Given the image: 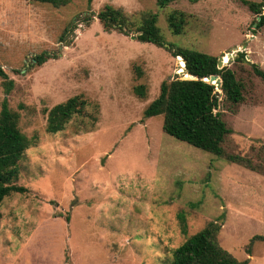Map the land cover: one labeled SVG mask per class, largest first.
Instances as JSON below:
<instances>
[{
	"label": "rangeland",
	"instance_id": "374dc122",
	"mask_svg": "<svg viewBox=\"0 0 264 264\" xmlns=\"http://www.w3.org/2000/svg\"><path fill=\"white\" fill-rule=\"evenodd\" d=\"M106 4L135 19L157 13L165 40L176 45L225 61L228 53H247V61L226 63L245 85L244 101L234 112L222 100L220 110L233 129L226 151L258 169L169 135L163 114L144 118L164 80L193 77L179 72L165 47L105 31L97 14ZM172 10L187 14L181 34L168 26ZM258 19L243 0H177L163 8L157 0H71L61 7L0 0V64L15 81L8 94L0 78V111L6 97L33 139L16 181L26 191L0 205V264H161L211 221L221 223L224 248L249 257L247 245L264 236V80L252 67L264 69ZM43 51L58 57L37 64ZM141 83L146 99L134 93ZM77 94L92 102L96 125L74 118L47 132V109ZM251 249L249 264H264V239Z\"/></svg>",
	"mask_w": 264,
	"mask_h": 264
},
{
	"label": "trees",
	"instance_id": "16d2710c",
	"mask_svg": "<svg viewBox=\"0 0 264 264\" xmlns=\"http://www.w3.org/2000/svg\"><path fill=\"white\" fill-rule=\"evenodd\" d=\"M30 1L61 7L71 0ZM176 1L157 0V5L163 8ZM243 2L260 17L257 20V27H264V0L259 2L243 0ZM97 16L105 31L117 30L125 35L136 34L137 39L142 42L165 47L179 60V72L186 77H195L177 76L164 80L158 96L144 109V118L163 114L162 127L169 135L228 161L243 163L253 170L258 169L250 159L228 153L225 147L226 139L233 129L223 117L224 112L220 110V102L225 100L230 104L229 108L235 112V107L244 101L245 85L234 69L226 64L219 68L216 55L166 41L158 25V14L155 12L142 13L140 18L135 19L127 15L122 8L106 4ZM85 18L90 24L92 16L88 15ZM167 22L173 33L181 34L187 24V14L182 10H172L167 15ZM68 27L61 34V41L66 40ZM55 57H58L56 53L43 51L36 55L34 60L37 64H42L49 58ZM246 59H249L247 53L239 51L235 60L247 61ZM252 67L255 74L264 80V69L258 63H252ZM135 70L138 76H142V68L136 67ZM213 74H218L222 78L219 94L216 92V85L205 80L207 76ZM0 78L3 80L6 93L9 94L14 88L15 81L9 77L1 64ZM134 93L141 99H146L147 86L142 83L137 84L134 86ZM8 103L5 97L0 111V205L12 193L26 191V188L18 185L16 181L20 177V160L33 143V139L20 127V112L9 108ZM91 104L92 102L83 94H77L47 109V132L57 133L63 130L74 118L83 120L85 124H91L93 128L99 117L88 111ZM86 118L90 119L89 122H86ZM179 217L183 222V230L186 231L184 212H180ZM220 229L221 223L218 221L209 222L174 248L170 256L162 259L161 264H249V257L240 260L220 244L218 238ZM255 239H264V236L255 235L251 242ZM251 242L246 247L249 255L252 254Z\"/></svg>",
	"mask_w": 264,
	"mask_h": 264
},
{
	"label": "water",
	"instance_id": "95a60500",
	"mask_svg": "<svg viewBox=\"0 0 264 264\" xmlns=\"http://www.w3.org/2000/svg\"><path fill=\"white\" fill-rule=\"evenodd\" d=\"M132 37H136V35H133ZM239 52V51H238ZM225 55L218 56V67L222 68L227 62H229L230 59H234L237 54L235 53H228L229 60L225 62L224 60ZM249 57V56H248ZM186 74L190 75L187 71H185ZM193 78H195L193 76ZM205 80L214 83L216 85V92L217 94L220 93L221 85H222V78L218 74L209 75L205 78Z\"/></svg>",
	"mask_w": 264,
	"mask_h": 264
},
{
	"label": "crops",
	"instance_id": "0c3cea01",
	"mask_svg": "<svg viewBox=\"0 0 264 264\" xmlns=\"http://www.w3.org/2000/svg\"><path fill=\"white\" fill-rule=\"evenodd\" d=\"M254 37H256V36L254 35ZM249 258L252 259V256L250 255Z\"/></svg>",
	"mask_w": 264,
	"mask_h": 264
}]
</instances>
